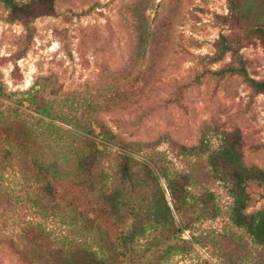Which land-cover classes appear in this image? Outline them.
I'll return each instance as SVG.
<instances>
[{
  "label": "rangeland",
  "instance_id": "obj_1",
  "mask_svg": "<svg viewBox=\"0 0 264 264\" xmlns=\"http://www.w3.org/2000/svg\"><path fill=\"white\" fill-rule=\"evenodd\" d=\"M227 15L226 0H54L52 15L32 20L28 42L24 24L10 21L0 3V113L18 107L40 117L28 101L35 92L45 100L55 98L67 105L72 101L63 112L90 125L101 148L99 123H88L84 109L111 106L108 100L115 97L116 105L100 116L121 137L124 151L150 145L168 154L171 170L181 171L189 165L173 157L172 145L194 146L205 137L214 148L221 132L238 131L244 164L264 171V94L238 73L222 78L207 73L239 66L233 52L207 62L215 42L226 36L235 39L233 51L247 75L264 80L263 46L241 27L227 23ZM53 122L81 132L79 125ZM132 155L139 158L141 153ZM22 173L16 160L3 171L11 195L0 207V235L18 241L30 224L42 226L53 238L68 237V226L60 219L42 217L29 203V183ZM200 188L212 192L219 213L185 231L184 239H196L191 252L170 256L165 264H224L230 257L237 264H263L260 248L251 246L232 225L231 199L223 186L201 178ZM248 191L252 202L246 212L264 207V187L249 186ZM62 193L82 201L78 189L67 187ZM0 264L34 263L0 246Z\"/></svg>",
  "mask_w": 264,
  "mask_h": 264
},
{
  "label": "trees",
  "instance_id": "obj_2",
  "mask_svg": "<svg viewBox=\"0 0 264 264\" xmlns=\"http://www.w3.org/2000/svg\"><path fill=\"white\" fill-rule=\"evenodd\" d=\"M226 1L228 15L223 19L258 39L264 48V0ZM0 3L8 10L10 21L24 24L28 42L32 20L54 11V0ZM234 43V38L220 36L214 53L206 59L215 63L233 52L239 66L207 73L218 78L238 73L254 91L264 94V80L247 75L233 51ZM28 97L40 117L25 114L18 107L0 113V207L11 195L4 185L3 171L16 160L29 183V203L42 217L60 219L68 226L69 236L56 239L42 226L29 224L18 241L0 235V246L34 264H165L170 256L191 252L196 239H184L185 231L219 213L212 192L199 190L203 178L204 183L216 181L223 186L231 199L232 225L242 231L251 246L260 248L259 257L264 258V207L246 212L252 202L248 187L263 188L264 171L244 164L238 131L221 132L214 148L205 137L194 146L172 145L173 157L186 160L189 168L171 170L173 161L165 151L139 144L134 151L141 153L137 158L134 152L122 149L121 137L100 116L116 105L115 97L108 100L111 106L88 105L84 109L88 123H99L101 148L90 125H82L79 118L63 112L72 101L67 105L55 98L45 100L37 92ZM53 120L71 127L79 125L81 132L64 129ZM115 146L121 150H114ZM67 187L79 190L80 203L62 193ZM224 264L237 262L230 257Z\"/></svg>",
  "mask_w": 264,
  "mask_h": 264
}]
</instances>
